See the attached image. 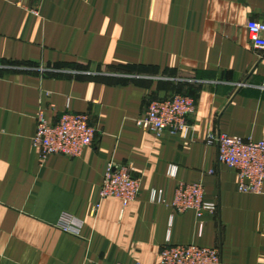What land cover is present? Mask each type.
<instances>
[{
	"label": "crops",
	"instance_id": "crops-1",
	"mask_svg": "<svg viewBox=\"0 0 264 264\" xmlns=\"http://www.w3.org/2000/svg\"><path fill=\"white\" fill-rule=\"evenodd\" d=\"M251 20L264 23V0H0V264H159L166 245L263 264L264 184L239 193L235 170L206 144L210 133L264 138V51ZM175 95L195 101L186 138L136 126L151 101ZM40 109L49 122L87 114L93 144L41 165L31 148ZM109 163L140 180L124 208L100 202ZM179 182H201L216 213H176ZM63 214L82 224L78 236L60 230Z\"/></svg>",
	"mask_w": 264,
	"mask_h": 264
},
{
	"label": "built area",
	"instance_id": "built-area-1",
	"mask_svg": "<svg viewBox=\"0 0 264 264\" xmlns=\"http://www.w3.org/2000/svg\"><path fill=\"white\" fill-rule=\"evenodd\" d=\"M33 1L38 4L41 0ZM33 12L36 14V10ZM246 30L253 47L264 51V23L248 21ZM195 112V101L187 96L175 95L165 100H153L136 120V126L157 138L165 132L180 134L186 138L194 129L188 121ZM35 120L36 132L31 148L37 154L41 165L53 155L78 158L93 144L96 130L90 125L87 114L63 112L55 122H49L44 111L40 109ZM206 144L217 146L219 164L235 170L239 193L261 194L264 184V138L254 142L250 139L210 133ZM176 174L177 168L169 166L167 177L175 179ZM139 188L140 180L134 176L130 165L109 163L99 191L100 202L114 199L124 208L135 201ZM171 206L178 214L193 212L197 218L205 214L213 215L217 211L215 204L204 200V187L201 182L177 183ZM98 208L99 204L94 211ZM81 227L79 221L67 214H63L59 222L60 230L73 236L79 235ZM159 264L224 263L216 248L166 245L159 251Z\"/></svg>",
	"mask_w": 264,
	"mask_h": 264
}]
</instances>
